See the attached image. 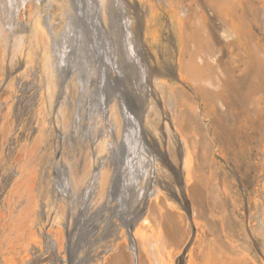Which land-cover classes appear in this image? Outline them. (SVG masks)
Wrapping results in <instances>:
<instances>
[{
    "label": "rangeland",
    "instance_id": "obj_1",
    "mask_svg": "<svg viewBox=\"0 0 264 264\" xmlns=\"http://www.w3.org/2000/svg\"><path fill=\"white\" fill-rule=\"evenodd\" d=\"M121 1L138 13L133 23L151 65L149 88L142 85L145 78L136 73L140 70L130 66L132 83L131 77L127 79L129 83L121 77L112 83L104 82L95 72L89 80L92 88L81 99L80 86L73 77L72 91L62 99L57 88L64 74L54 72L47 58L55 51L51 52L43 15L50 12L53 23L49 26L56 25L54 30L59 34L65 29L70 4L74 9L72 0H24L23 6L17 3L11 9L6 0H0V264H57L60 254L63 264H68L65 204L75 202L73 216L78 215L84 207L82 197L88 200V206L102 212L114 205L117 212H112L107 221L108 231H112L113 222L122 231L121 238L112 234L107 243L103 240L93 247L89 264H106L117 247L123 248V255L110 264H132L126 234L129 225L134 227L139 245V264H155L158 258L159 264H179L175 257L191 236L189 213L181 201L183 194L195 208L197 234L188 251L195 264H264V0L258 13L247 0L249 14L244 12L243 0H202L219 8V12L228 2L235 23L244 25V31L232 37L233 41L219 44L200 29L203 22L200 24L199 16L204 14L200 0ZM87 2L91 12L84 15L81 11V28L92 23L95 11L100 21L97 37L89 46L101 47L109 37L116 44L124 40L122 9L112 0L106 1V8L99 6L100 10L96 0ZM185 2L188 12L184 17L181 6ZM82 4L79 0V8ZM16 5L21 25L13 20ZM254 23L261 28L260 45ZM5 25L13 28V39ZM224 25L230 27L229 18ZM203 41L208 44L205 48ZM79 42L75 39L77 52ZM207 48L216 49L220 55L208 60ZM124 51L127 56L133 54L126 47ZM200 53L206 58L203 66L196 57ZM136 62L139 66L144 63ZM186 83L192 91H187ZM118 84L127 96L125 105L142 114L146 131L154 136L147 140L151 153L147 158L153 154L156 162L157 176L153 180L149 172L136 176L137 156L133 149L128 147V153L113 151L126 143L119 98L111 101L116 136L104 126L108 120L100 108L108 97L104 87L111 90ZM97 90L100 95L94 98ZM29 94L27 100L25 96ZM75 103L82 109L86 105L92 117L102 121L107 133L98 135L95 141L74 134L69 147L68 123ZM55 111L63 115L65 141L61 147L52 123L61 122L53 115ZM176 133L183 140L189 137L188 144L194 145L188 173L179 169L184 159ZM79 141L82 144L74 151ZM60 163L67 168L58 170ZM59 171L65 178L69 173L71 180L60 185ZM57 189L59 198H55ZM155 189L156 197L150 195ZM93 190L99 198L96 194L94 200L91 197V205L89 192ZM148 197L153 211L144 221L139 215ZM158 233H164L168 244H153ZM102 243L111 249L100 259L98 252L105 248ZM40 253L47 258L39 260Z\"/></svg>",
    "mask_w": 264,
    "mask_h": 264
},
{
    "label": "bare ground",
    "instance_id": "obj_2",
    "mask_svg": "<svg viewBox=\"0 0 264 264\" xmlns=\"http://www.w3.org/2000/svg\"><path fill=\"white\" fill-rule=\"evenodd\" d=\"M23 1L24 0H6V2L9 3L10 9L11 6L13 7L17 3H20L21 6H23L24 5L22 3ZM78 1L79 0H72L74 9L72 7V4H70V8H68V11L67 9L65 10L67 11L65 13V16L67 18L66 25L64 27L65 29L62 30L59 34H56V31L54 30V28H56V25H53V27L49 26V24L53 23L52 15L50 14V12L46 11L45 14L47 16L43 15V23L46 27L47 35L50 36L51 39V52L55 51V53H52V55L49 54L47 58L49 59L54 72L59 71L61 75L64 74L59 82L57 88L58 89L57 95L59 93L61 96H63L62 99H64L67 96V94L72 91L70 89V86L72 85V78L74 77L80 86V94L78 96L79 97L81 96L82 99V96L84 94L86 97V90L92 88L93 82H91L92 83L91 84L90 81H91V76L94 78L93 74L95 75V72L96 73L99 72L100 78H103L104 82L108 81L109 83H112L113 81L121 77L124 81L129 83L127 79L129 80V78L131 77L130 74L133 72L132 70H130V66L136 67L137 69L140 70V71H136V73H141L144 76L145 81L142 83V85L144 84V87L145 86L148 87L149 81L151 79L150 76L151 65L148 62L149 59L146 57L144 53L145 50L141 46L142 41L141 39H139V30L135 27L133 23L136 11L134 12L132 8H129L126 4H123L121 0H112V2L115 3L116 7L122 9V15H120L121 16L120 21L122 22L124 31L126 33L125 39L121 40V42H117L116 44L112 40H109L110 39L109 37L108 40L101 45V47L97 45H91L92 48L96 47L95 49H93L94 50L93 51L92 48L89 46V44L91 40H95L97 37L96 29L100 28V21L95 11L94 15L92 16L93 17L92 23L87 22L85 26L81 28L83 24V20L80 14L81 11L83 12L84 15H86L85 12L89 13L91 12V9L88 7L89 3L87 2V0L86 1L80 0L83 2L80 8L78 6ZM96 1L98 3V10H100L99 6L106 8L107 0H96ZM164 1L165 0H163V2ZM182 1H187V0H181V2ZM248 1L254 4L255 11L256 13H258V10L260 9L261 6V2L263 4V1L261 0H248ZM248 1L243 0L244 12L246 14H249L251 11L248 5ZM186 4L187 2H185V5L181 6V13L182 16L184 17L188 12V8ZM64 5L65 7H67L68 4L65 3ZM17 7L18 5H16V9H14L12 12V14L14 13L13 20L16 24L21 25L22 22L18 18ZM81 8H84V10H81ZM202 8L204 10L203 11L204 14L201 15L202 17L199 16L200 24L201 22H203L200 29L206 33V36L208 35L210 38H213L216 41L215 42L216 44L225 43V40L233 41L234 38L232 39V37L234 36L236 37L239 31L240 32L244 31V25L242 23L241 24L235 23L236 20L234 21V17L231 11L229 10L228 2H224L222 4V6L220 7L221 9L220 12H219V8H216L214 5L210 4L207 1L205 2L202 1ZM136 14H137V18H139L137 12ZM221 15H225L226 18L223 19ZM258 15H260V13ZM228 18L230 19L231 22L230 27L224 25V21L227 20ZM253 27L257 30V34L255 35V37L257 38V43L260 45L259 41H262V36H261L262 32L260 31L261 28L257 23H254ZM5 28L9 32L10 38L13 39L14 37L13 28L8 27L6 25ZM75 34L77 35L75 36ZM78 34L80 35L79 38H78ZM165 34L169 35V33H165ZM87 35H88V40L86 38ZM75 39L80 40L79 42L80 50L78 52L76 50ZM116 45H118L119 47L115 48ZM201 45H203L202 48H205V46L208 44H205L203 41V44ZM125 47L127 51L133 52V54L127 56V54H125L126 52L124 51ZM206 51L208 52V55L206 56L208 60L209 57H212L213 55H217V56L220 55L216 49L210 51L207 48ZM103 57L104 60L101 59ZM196 57L200 61L202 66L204 65V63H206V58L204 53L203 54L200 53ZM136 61H141V62L144 61V63L142 66H139ZM122 62L124 63V68L122 66ZM126 65H128V67ZM116 68L121 70L123 74L121 75L120 72L116 70ZM131 83H132V77H131ZM185 85L187 86L186 87L187 91L188 90L192 91V86H190L188 83H186ZM118 87H116L115 89L112 88L111 90H107L106 86L104 87L109 98L106 96V99L101 102V108H100L101 113H104V115L107 117L108 120V122L104 126L108 129L110 135L116 136L117 135L115 133L116 129L114 128L116 122H115V118L112 115L111 101L115 98H119L118 105L123 120L122 129H123L124 139L126 137V143L124 141L120 148L117 149L113 148V151L114 152L125 151V153H128L129 152L128 147L130 149H133V151L136 153L137 156V158L134 159V165H136L135 168L136 176L137 175L144 176L147 172H149V179L153 180L157 176L156 162H154V158L152 157L153 154L150 158H147L151 154L148 149L150 145L147 140L154 139V136L150 132L146 131V126L142 119V114L139 113L138 110L131 108V105L128 106L126 104L130 110L127 108V106L125 105L126 103L125 99L127 97L125 91H122V87L119 84ZM99 95H100L99 90L93 93L94 98H97V96ZM29 97L30 94L25 96L27 100H29ZM134 101L135 100L133 99V102ZM185 110H186V114L190 113L187 107L185 108ZM53 115L58 116V118H60L61 120L60 123H58V121L56 122L55 120H54L55 123L52 121L53 127L56 130V137H58V141L60 142L61 144L60 147H61L65 141V139H62L64 136V125L62 122L63 115L62 113L60 114V112L58 113L57 111L53 112ZM89 115L91 117L90 120L88 117ZM70 119L71 120L68 123V125L71 127V133L68 135L69 137L66 140V143L69 145V147L73 144L71 143V140L73 141L75 140L76 136H74V134H77L78 136L81 137H87L89 138V140L92 139V141H95L98 138V135L100 137L101 134H104L105 132L107 133L106 128L102 125V121H99L98 117H92L90 112H88V108L86 105H84L82 109L80 108L78 103H75L73 109L70 112ZM186 122L187 120L184 121V123ZM174 123H173V131H175ZM186 130H187V125L185 127V132H184L185 136L187 132ZM124 133L126 134V136L124 135ZM176 136H178V139L180 141V152H182V156L184 159L183 163L179 165V169L183 173L184 172L188 173L193 163V157H192L193 155L191 151L194 150V145L191 142H189L188 144L189 137H185L183 140V138H181V136L178 135V133H176ZM128 140L131 142L130 143L131 146L128 145L129 142ZM115 142L118 141H114L113 143ZM79 143L81 142L80 141L77 142L74 151L78 149ZM97 160L101 161L100 159ZM64 165L65 164L62 163L58 164V170L62 167L67 168ZM60 173L61 171H59V174L57 176V180L60 185L66 180H71V178H69V173H67L68 177L66 176V178L64 177V175L62 177ZM139 187H144V185ZM123 192L124 189L122 188L120 195H122ZM73 194H74L73 190H71L70 195ZM95 194L96 192L94 190L92 192L91 191L89 192V197H90L89 200L91 202V205L93 202L92 200L95 199ZM152 194L153 195L156 194L155 195L156 197L158 195V191L155 189L151 192L150 195ZM60 195L61 194L58 192L57 189L55 193V198H59ZM108 195L111 196L112 192L109 191ZM116 195H118V192L115 193V196ZM96 196L98 197L97 194ZM82 199L84 200L82 201V205L84 207L80 208L79 214L75 216H73L74 215L73 207L76 206V203L74 202L71 205L69 204V202H66L65 204V206L67 207L68 222H66L65 224H63L64 222H62V224L64 226L66 233V250L69 257L68 264H89L88 261L90 255L92 254L93 247L98 246V244L103 240H106L107 243V239L112 234H117V238L122 237V231L121 230L119 231V229L116 227L117 225L116 222L112 223L113 224V226L111 227L113 228L112 231L110 233L108 231L109 225L107 221L110 218H112L111 216L112 212L114 213L117 212L116 209H114V205L109 206V209H105L102 212L103 209L100 208L98 209L97 207L95 209H92L94 208V206L93 207L88 206L89 204L88 200L85 201L84 197H82ZM149 199L150 198L148 197L146 201H144V206L142 208L141 214L139 215L140 218H142L143 216L142 219L144 221L146 220V217L150 214L149 211L152 210ZM181 201L184 204V206H186V210L189 213L188 215L191 221L190 223L191 236L189 235L190 238L188 236V238L183 242L181 250L179 251V253L176 255L175 258L178 260L179 264H195L190 256V253L188 252L190 245L193 242L195 235L197 234V227L194 221L195 208L190 205V200L188 199V196L186 194H183ZM202 218L205 221H207L206 215L205 216L203 215ZM70 222L73 224L72 228H70ZM134 233H135L134 227H132L131 225H129L128 228L126 227V234L130 242L132 264H139L140 249ZM157 238L158 240L153 242V244L156 247H162L164 244H168L167 240L164 241V233H158ZM106 243L104 244L102 243L103 244L102 246H105L106 249L104 248L98 252L100 259L103 258V254L105 252L111 249V248L108 249ZM114 249H116V251L114 252L113 256L109 258V261H107L106 264H110L111 262H118L119 257L123 255V248L117 247ZM37 257L39 258V260L47 258L41 253L38 254ZM56 259H57L56 260L57 264H63L64 259L62 254H60L59 257H56ZM159 262H161L160 258L155 260V264H159ZM30 263L32 262L28 261V264Z\"/></svg>",
    "mask_w": 264,
    "mask_h": 264
}]
</instances>
